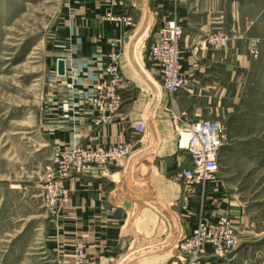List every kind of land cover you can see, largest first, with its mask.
<instances>
[{
    "label": "crops",
    "instance_id": "crops-1",
    "mask_svg": "<svg viewBox=\"0 0 264 264\" xmlns=\"http://www.w3.org/2000/svg\"><path fill=\"white\" fill-rule=\"evenodd\" d=\"M141 1L139 8L137 0H80L70 10V18L65 21L68 29L58 40L64 45V55L76 47L73 55L83 63L98 64L100 58L118 52L120 70L127 81L121 116L106 121L109 113L94 109L89 101L73 99L65 86L68 77L57 78L60 98L53 107L56 111L50 112L53 117L46 120L60 122L56 129L59 147L68 146L71 128L76 125L80 131L75 135L86 147H131L124 160L90 165L63 181L66 194L57 215L48 210L52 216L48 243L53 244L61 264H72L73 253L82 244L101 264H162L177 254L178 243L190 234L202 215L213 221L226 212L227 204L220 200L221 193L217 197L212 192L211 183L205 192L198 186L191 192L184 190L178 175L190 165L191 158L178 147L170 111L210 118L205 103L199 107L190 102L194 97L190 88L205 91L217 85L212 75L220 74V64L226 59L231 66L226 64L224 71L231 78L224 84H235V75L242 70V50L235 47L239 43V22L236 18L225 22L223 16H218L224 8L223 0H179L176 4L170 0ZM111 16L130 17L135 26L130 28ZM173 17L184 25L181 45L189 84L171 94L163 88L158 66L147 57V48L155 28ZM231 27L234 36L229 37L227 49L208 43L212 33H219L220 28L229 33ZM58 57L53 72L57 71ZM199 76L201 80H197ZM69 114L78 119L73 122L63 117ZM136 121L145 123L144 133L137 132L133 126ZM129 178L135 189L150 191L152 197L134 195ZM223 253L207 245L197 264H240V254Z\"/></svg>",
    "mask_w": 264,
    "mask_h": 264
},
{
    "label": "rangeland",
    "instance_id": "rangeland-1",
    "mask_svg": "<svg viewBox=\"0 0 264 264\" xmlns=\"http://www.w3.org/2000/svg\"><path fill=\"white\" fill-rule=\"evenodd\" d=\"M76 2L0 0V264H61L48 243V212L57 215L60 208L50 202L48 186L77 172L61 178L55 159L67 147H59L60 122L46 119L60 98V80L52 71L56 57L76 59V47L64 55L58 41ZM222 2L218 16L239 22L235 47L242 50V70L227 87L231 76L224 70L231 61L226 59L211 78L218 84L205 91L190 88V102L205 103L210 118L221 121L229 135L211 180L212 192L221 193L227 204L222 214L232 218L239 233L238 245L223 254H240V264H264V0ZM233 31L216 33L225 38L224 46L209 41L214 33L208 43L225 50ZM80 252L89 254L82 244L72 264Z\"/></svg>",
    "mask_w": 264,
    "mask_h": 264
},
{
    "label": "built area",
    "instance_id": "built-area-1",
    "mask_svg": "<svg viewBox=\"0 0 264 264\" xmlns=\"http://www.w3.org/2000/svg\"><path fill=\"white\" fill-rule=\"evenodd\" d=\"M170 1L176 4L179 0ZM111 18L121 19L130 28L135 26L130 17L111 16ZM183 33L184 25L178 17L164 20L155 28L147 48V57L158 66L163 88L171 94L186 89L189 84V77L184 71V54L181 45ZM209 41L213 44L220 42L223 46L226 44L225 38L218 37L216 33ZM60 58L66 60L64 77H68L69 81L65 86L74 94L76 100H87L94 109L109 113L110 116L105 119L106 121L121 116L120 110L124 102L122 90L126 87L127 81L120 70L118 52L112 51L108 56L100 58L98 64H93L91 61L83 63L65 56L58 59ZM96 67L103 74L95 69ZM55 76L62 77H58L56 72ZM88 85L91 86L81 91L82 87ZM170 112L177 130L178 147L185 150L191 158L190 165L183 169L178 179L187 192H191L196 186L205 192L207 185L219 172L221 153L229 139L227 128L219 120L198 119L185 111ZM64 118L73 122L78 119L71 114L65 115ZM133 126L138 133H144L146 130L143 121H136ZM71 131L73 135L67 148L55 159L61 178L80 172L90 165L120 162L130 154L129 144L86 147L75 135L80 131L79 126L72 127ZM62 181L48 186L50 202L56 208L62 204L66 194ZM238 243L239 233L232 218L222 214L216 220L208 221L202 215L190 234L178 243L177 254L162 264H197L206 252L207 245H211L216 252H231ZM75 264H100V262L96 256L80 252Z\"/></svg>",
    "mask_w": 264,
    "mask_h": 264
},
{
    "label": "water",
    "instance_id": "water-1",
    "mask_svg": "<svg viewBox=\"0 0 264 264\" xmlns=\"http://www.w3.org/2000/svg\"><path fill=\"white\" fill-rule=\"evenodd\" d=\"M136 4L139 8L142 7V1L141 0H137ZM57 73L60 76H65V74H66V63H65L64 59L58 60ZM128 186L132 190V193L134 195H137L138 197H143V198H151L152 197V192H150V191L135 189L130 178L128 180Z\"/></svg>",
    "mask_w": 264,
    "mask_h": 264
},
{
    "label": "bare ground",
    "instance_id": "bare-ground-1",
    "mask_svg": "<svg viewBox=\"0 0 264 264\" xmlns=\"http://www.w3.org/2000/svg\"><path fill=\"white\" fill-rule=\"evenodd\" d=\"M57 64H58V59H57ZM58 74V73H57Z\"/></svg>",
    "mask_w": 264,
    "mask_h": 264
}]
</instances>
